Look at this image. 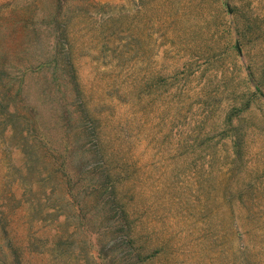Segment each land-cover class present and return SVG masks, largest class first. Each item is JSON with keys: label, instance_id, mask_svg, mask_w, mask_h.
I'll list each match as a JSON object with an SVG mask.
<instances>
[{"label": "rangeland", "instance_id": "rangeland-1", "mask_svg": "<svg viewBox=\"0 0 264 264\" xmlns=\"http://www.w3.org/2000/svg\"><path fill=\"white\" fill-rule=\"evenodd\" d=\"M0 264H264V0H0Z\"/></svg>", "mask_w": 264, "mask_h": 264}]
</instances>
